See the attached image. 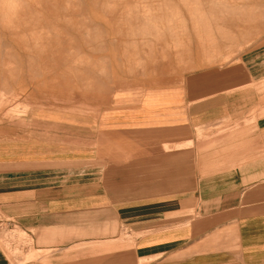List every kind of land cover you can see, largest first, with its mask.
I'll list each match as a JSON object with an SVG mask.
<instances>
[{
  "label": "rangeland",
  "instance_id": "1",
  "mask_svg": "<svg viewBox=\"0 0 264 264\" xmlns=\"http://www.w3.org/2000/svg\"><path fill=\"white\" fill-rule=\"evenodd\" d=\"M260 20L264 0H0V264H137L136 232L116 207L142 185L138 161L153 158L159 140L154 117L184 120L188 94L197 147L241 124L228 116L203 123L217 115L208 105L264 111ZM187 31L193 39L184 65L185 54L176 56L186 50ZM55 39L73 45L59 52ZM146 91L177 95L170 113L132 118L148 119L133 127L109 122L142 112ZM40 190L41 203L28 202ZM45 206L59 211L41 213Z\"/></svg>",
  "mask_w": 264,
  "mask_h": 264
},
{
  "label": "crops",
  "instance_id": "2",
  "mask_svg": "<svg viewBox=\"0 0 264 264\" xmlns=\"http://www.w3.org/2000/svg\"><path fill=\"white\" fill-rule=\"evenodd\" d=\"M263 22L260 20V25ZM57 28L60 32L68 30V27ZM52 29L57 34L55 26ZM237 30L232 29L235 33L242 32ZM187 32L188 36L184 37L185 40L189 39L185 41L184 51L180 50L181 42L172 38V45L182 52L176 57L181 59L185 54L184 65H188V53L192 48L188 41L193 39V32ZM142 40L144 47L153 46L148 39ZM53 42L59 52L73 45H65L59 39ZM238 44H242V41ZM62 60L65 61L59 56L58 62ZM58 62L51 65L55 66ZM156 63L153 62L152 70L161 73V64ZM51 65L49 63L47 66ZM144 67L143 64L142 69ZM0 83H5L4 76L0 75ZM124 85L122 82L114 86L110 99L114 90ZM165 92L161 91V95H158L146 91L142 112L123 111L122 114L126 115L120 121L109 122H121L123 127H133L136 125L130 123L147 122L148 119L132 118L170 113L167 109L171 107V102L176 101L177 95L167 96ZM213 96L209 97L213 98L212 101L219 98L218 95ZM184 103V120H181L182 116L154 117V120H158L153 125L158 130L156 135L159 140L153 158L138 161V166L142 168H138L137 180L142 185L135 193H123L120 205L116 207L120 221L136 232L131 246L137 264H264V111L251 114L248 109L243 113L240 110L230 111L223 103L208 105L207 108L211 106L209 112L217 109V115L210 114L203 123L228 116L241 124L231 132H221L204 139L195 147L193 98L186 94ZM215 105L217 107H212ZM218 105L222 106L221 110ZM159 108L166 109L167 113H164L165 110L158 111ZM149 110L153 111L152 114H148ZM244 116L252 119L243 123ZM182 125L184 131L179 134L177 126L181 130ZM182 140L185 145L171 146ZM164 144L166 147H162ZM121 150V155L128 158L129 147H122ZM129 164L132 163L128 160ZM149 166L153 169H148ZM126 173L128 176L129 170ZM146 182H152V185L147 186ZM40 191L35 192L28 202L32 198L33 203L40 197L41 203L44 195L43 190ZM60 197L64 199V193ZM58 211L46 206L40 210L41 213ZM34 212L38 211L34 209ZM111 251L108 249L105 252Z\"/></svg>",
  "mask_w": 264,
  "mask_h": 264
}]
</instances>
